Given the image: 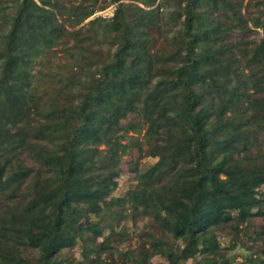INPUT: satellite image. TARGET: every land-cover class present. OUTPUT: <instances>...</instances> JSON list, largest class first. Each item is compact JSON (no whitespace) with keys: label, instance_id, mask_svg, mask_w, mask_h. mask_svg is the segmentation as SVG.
Returning a JSON list of instances; mask_svg holds the SVG:
<instances>
[{"label":"trees","instance_id":"obj_1","mask_svg":"<svg viewBox=\"0 0 264 264\" xmlns=\"http://www.w3.org/2000/svg\"><path fill=\"white\" fill-rule=\"evenodd\" d=\"M132 1L0 0V264H226L217 231L264 220V0ZM55 45L75 62L41 90ZM131 148L153 160L106 202Z\"/></svg>","mask_w":264,"mask_h":264},{"label":"rangeland","instance_id":"obj_2","mask_svg":"<svg viewBox=\"0 0 264 264\" xmlns=\"http://www.w3.org/2000/svg\"><path fill=\"white\" fill-rule=\"evenodd\" d=\"M245 0H242L244 2ZM253 1V0H250ZM137 5L143 8H155L158 7V10H161L165 16L166 9L169 8L171 0H152L150 5H144L140 1H132ZM113 9V3H107L101 9L94 10L88 17L84 18L85 21L87 18L93 16H100L103 19H107ZM100 22H103L101 19ZM261 33L258 31L254 36L259 37ZM67 42V41H66ZM75 62V53L70 52V50H62L59 45H55L50 49L43 57L33 65L31 72L36 74L37 77V85L41 90L44 88H48V90L54 85H60L61 83L57 82V79L62 75H65L69 71V67H72ZM127 133H131L128 131ZM123 141V140H122ZM102 144H99L97 147H102ZM141 149L144 148V144L142 142L139 143ZM132 160H138L136 165L138 168L143 167L146 163H149L153 160L152 157H141L137 159L136 157V149L131 148V152L127 154H123L118 161L119 173L116 177V187L111 192V196L105 198L106 202H111L113 200L114 195H119L124 189L129 187L132 181L133 173L128 171L127 162ZM264 190V187L261 186ZM233 215V212H231ZM122 225H114V229L123 230V239L114 236L117 240L115 244L117 247L125 248L127 246L135 245L137 242V234L141 231V220H136L135 222H130L128 219L121 220ZM81 223V222H80ZM240 224L237 225L239 227ZM249 228L245 229L247 234L236 233L233 237L230 233H224L221 231H217V240L218 246H224V251L226 252L225 256L227 257L228 262L226 264H250L249 258L252 257V261H256L255 251L260 249L264 244V220L260 217H255L251 220ZM250 235V236H248ZM165 241H170L169 238H166ZM80 243L77 240L75 244L67 249L63 250L64 255H68L71 259H78L79 256ZM261 255L260 253L258 254ZM195 259V257H194ZM152 261H161V258L158 255H153L151 257ZM190 261V260H187ZM129 260L125 259V264H129ZM216 264H220L218 259L216 258ZM256 264V263H253Z\"/></svg>","mask_w":264,"mask_h":264}]
</instances>
